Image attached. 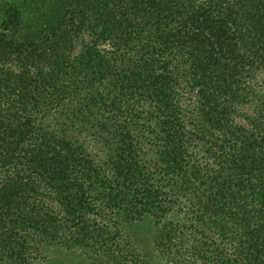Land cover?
Listing matches in <instances>:
<instances>
[{"label":"trees","instance_id":"trees-1","mask_svg":"<svg viewBox=\"0 0 264 264\" xmlns=\"http://www.w3.org/2000/svg\"><path fill=\"white\" fill-rule=\"evenodd\" d=\"M264 264V0H0V264Z\"/></svg>","mask_w":264,"mask_h":264},{"label":"rangeland","instance_id":"rangeland-1","mask_svg":"<svg viewBox=\"0 0 264 264\" xmlns=\"http://www.w3.org/2000/svg\"><path fill=\"white\" fill-rule=\"evenodd\" d=\"M156 232L157 227L150 219L120 228L121 235L137 245L149 264H169L156 247ZM42 252L47 257L46 264H89L82 255L55 245L44 246Z\"/></svg>","mask_w":264,"mask_h":264}]
</instances>
